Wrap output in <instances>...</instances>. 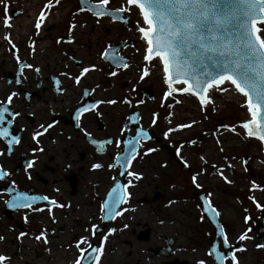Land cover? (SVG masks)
I'll return each mask as SVG.
<instances>
[{"label":"flooded vegetation","instance_id":"af4514ba","mask_svg":"<svg viewBox=\"0 0 264 264\" xmlns=\"http://www.w3.org/2000/svg\"><path fill=\"white\" fill-rule=\"evenodd\" d=\"M12 13L18 12L12 10ZM22 28L21 23L20 27L7 30L16 46L13 49L4 40L6 30L0 21V103L8 94L16 92L8 107L12 112L20 113L11 125H5L19 142L12 145L9 152L7 141L0 140V169L9 173L0 179V236L4 237L0 241V253L10 258L11 264H72L79 254L75 244L80 237H87L93 246H98L111 228L116 231L107 235L100 264H196L198 260L216 264L214 257L209 255L211 247L216 245L220 251H229L223 247L220 229L224 227L219 215L215 216L217 226H213L200 207L199 197L194 194L190 197L196 201L199 214L207 225L189 231L185 222L177 224L173 218V205L175 202L186 205L188 200L185 199L190 197L176 195L179 191L173 192L176 189L171 187L170 181H162L157 186L154 183L157 178L153 173L155 167L148 166V158L139 159L141 144L146 141L154 143L166 155H169L168 146L176 151L177 148L163 142L161 135L151 134L145 126L148 120L137 99L146 96L145 86L134 82V77L140 73L131 66L129 58L117 53L130 65L127 69L117 68L102 56L109 44L96 52L90 43L76 41L77 37L83 36L80 33L84 30H72V42L66 43L69 30L37 35ZM58 39L62 42L57 43ZM30 43H33L31 49ZM16 55L33 68L21 70ZM90 65L96 68L81 78L79 85L61 75L77 76ZM36 68L39 73L34 71ZM111 72L116 75H110ZM17 80L20 83H16ZM55 80L60 81L59 85ZM126 98L129 103L123 102ZM109 99L117 103H101L97 110L90 109L77 119L78 108ZM48 124L52 127L38 137L37 144L32 140L33 133L40 125ZM137 128L146 131L149 139L141 138L137 157L131 165L121 167L123 157L127 155L123 141L134 137ZM109 139L113 143L103 145V151H97L98 145L91 142ZM117 140L121 141L119 146L115 143ZM37 148L42 151H33ZM117 156L121 158L120 163ZM29 160L34 161L31 168L27 167ZM94 163L102 167L93 169ZM110 164L113 165L111 168ZM128 171L139 173L141 179L132 180ZM150 177L152 180L148 182ZM129 181L132 186L126 189L130 193L127 202L118 206L126 210L115 219H102L108 213L106 208L101 211V205L108 199L110 190L117 184L128 185ZM9 188L14 191L9 193ZM15 192L48 196L67 207H53L51 217L47 212V201H37L33 205L44 209L40 212L11 209L5 201ZM93 224L97 225L95 229L91 227ZM41 231L46 233L47 245L34 239ZM20 232L26 235L18 240ZM229 243L233 251L242 247L238 239H229ZM83 247L87 248V245ZM236 254L239 264H264L263 258L244 261L241 252Z\"/></svg>","mask_w":264,"mask_h":264},{"label":"snow or ice","instance_id":"6c2138e0","mask_svg":"<svg viewBox=\"0 0 264 264\" xmlns=\"http://www.w3.org/2000/svg\"><path fill=\"white\" fill-rule=\"evenodd\" d=\"M10 2L11 0H0V5L3 7L2 24L5 31L4 40L13 49L16 46L10 39L8 29L12 28L10 17ZM89 0H81V3H88ZM59 0H47L43 8L39 11L35 19L34 28L36 34L39 35L42 25L46 23L48 10L58 4ZM110 0H98L97 3H89L88 12L96 17L97 23L101 17H111L114 21L117 19L127 22L124 13L135 11L137 13L136 32L139 34V39L143 42V61L155 62L157 71L162 76L163 84L167 90L164 92L165 97L173 96L174 93L187 94L195 97L199 101L201 111L211 104L212 92L227 93L234 91L242 100L241 107L246 109L248 118L240 122L239 127L244 130L246 138H255L262 147H264V0H123V3L115 9H109ZM85 9H80L84 11ZM77 25H69V39L66 43L72 42L71 32ZM60 39L57 43H61ZM34 43V42H33ZM33 43H30L29 48H33ZM109 45L102 56L106 60H111L117 68L127 69L130 65L123 57L109 56L111 49ZM34 50V49H33ZM16 62L21 70L32 69L33 65L25 63L16 55ZM79 63V62H77ZM95 65L84 67L80 70L79 75L71 76L68 73L61 75L73 80L75 84L81 83V78L87 73L94 70ZM39 73V69H34ZM140 79L143 80L150 75V69L146 66L139 69ZM110 75L115 76L116 72H111ZM16 83H20L19 80ZM60 81L55 80V84L59 85ZM228 87H224V85ZM87 91L85 95H87ZM17 95L16 92L8 94L6 100L0 103V140H6L9 145L8 151L11 152L12 145L19 142V138L15 135H10L8 127L11 125L15 117L20 113L12 112L8 107L13 98ZM124 103H129L126 98ZM106 103L109 105L116 104V100L109 99L107 101H96L91 105H85L76 110L77 119L81 114L91 110H97V105ZM143 103V101H140ZM179 103V101H177ZM171 107V105H168ZM215 110V109H213ZM97 114H99L97 112ZM171 115V113H169ZM11 116L12 119H8ZM156 114H153L152 123L156 124ZM196 121L189 124L177 125L176 129L169 128L164 133L168 136L169 133L189 128ZM52 125H40L39 130L32 135V140L39 143L38 137L43 135ZM222 127L230 132H236V126L222 125ZM239 134V133H237ZM142 139H149V134L141 128H137L135 136L129 140H124V150L127 153L123 157V163L131 165L132 161L137 157V148ZM98 145L97 151H103V145L113 143L112 140L91 141ZM117 146L121 144L120 140L115 141ZM190 144H195V141H189ZM217 143H220L217 140ZM33 151H42V149H34ZM154 151L147 149L145 154ZM179 152V149H177ZM223 151V149H221ZM200 159L203 161L204 157ZM118 163L121 158L116 157ZM246 163V161L244 162ZM34 164L33 160L27 162V167L31 168ZM113 165H109L111 168ZM185 166L187 164L185 163ZM93 169L102 167L99 163H94L91 166ZM231 168V165H228ZM226 183H231L223 171L219 173ZM9 173L0 169V179L7 177ZM127 175L132 180H140L139 173L128 171ZM192 183L196 187L198 184L197 175H193ZM132 186V181L128 185H115L108 193V199L101 205V211L107 209V215L102 219H115L120 216L126 209H121L118 206L127 202L130 195L126 191ZM258 187L254 182L251 185L252 189ZM9 193L14 191V188L8 189ZM258 209L264 208L258 203L254 197H249ZM47 201V212L51 217L53 215V207H67L61 205L54 199L48 196H29L25 193L15 192L14 195L5 201L7 207L11 209L27 208L34 212L44 211L43 208L33 207L37 201ZM207 205L206 211L218 216L219 212L212 206L210 200H204ZM249 220L248 216L244 217V221ZM27 221V216H25ZM92 229L97 225L93 224ZM127 227V225H125ZM116 229H109L108 234L103 237L98 246H93L87 237H80L75 244L78 255L73 260L72 264H100L105 240L107 235H110ZM95 233L93 232V235ZM26 233L20 232L17 236L19 240ZM223 247L229 249L227 253L217 249L216 245L211 247L209 255L214 257L216 264H239V259L236 253L245 251L243 247L232 250V245L224 232L220 229ZM4 239L0 236V241ZM36 241H41L45 245L48 244L46 233L41 231L34 237ZM239 241L251 239L247 235V231L241 232L237 237ZM87 245V248L83 247ZM258 249H264V244H257ZM0 264H11L10 258L3 253H0ZM196 264H205L204 260H198Z\"/></svg>","mask_w":264,"mask_h":264},{"label":"rangeland","instance_id":"374dc122","mask_svg":"<svg viewBox=\"0 0 264 264\" xmlns=\"http://www.w3.org/2000/svg\"><path fill=\"white\" fill-rule=\"evenodd\" d=\"M90 1L94 3L98 2V0ZM46 2L47 0H17L14 3L15 7H12L13 5L10 6V14L12 15V10H17L18 15L22 14L24 9L22 11L19 10V8L28 4L37 5L38 9L37 7L36 9L40 11ZM59 3H67L68 12L59 16L55 24H47L43 30H40V33H45L47 31L66 32V30L69 29V25H81L82 21L85 22L88 20L90 21V25H88L87 28L84 26L77 28L78 30H84L83 33H85L83 36L76 38L77 42L82 40L90 43L92 45L91 49L99 52V48L106 44L112 46L120 42L132 41L133 44L119 48L117 53L129 58V63L132 64L131 66L135 67L138 71L146 66L150 69V75L146 76L143 80L140 79V74L133 79L137 85L148 87L152 92V98H148L147 96H139L137 98L138 102L143 101V107H140V109L141 112L143 111V113H145V119L148 120L145 126L149 128L151 134L157 133L161 135L163 142L173 144L174 147L179 149L177 154L180 155L179 157L184 165L185 163L187 164L186 168L182 169L177 162L169 157V155H166L165 152L159 150L154 143L150 141L142 143L141 146H143V148L139 153V159L143 160L148 158V166L155 167L153 173L157 178H155L154 183H157V186H159L162 181H170L171 187L176 189L173 192L176 193L179 191L180 193L178 192L176 195L181 194L185 197H190L195 193H203L219 212V219L221 220L222 227H224L227 237L229 239H237V236L234 237L236 235V228L239 225L247 227V235L250 236L251 239L246 241L249 242L248 247L255 253L254 257L249 260L254 261L256 258H263L264 260V249H258L256 247L257 244H260V235L264 233V230L259 229L256 224L260 216L264 214V208L258 209L253 203V200L249 199V197H252V192L255 190H258V194L264 197V149L255 138H246L244 130L239 127L240 122L244 121L243 119L246 118V109L232 99L223 97V93L220 92H213L211 94L213 102L209 104L208 107H205L203 111H201L199 104L194 106L196 108L194 110L192 106L189 105L190 102L181 98L186 94H173V98L170 100L161 98L165 92V85L163 84L159 71L156 69L155 62L146 63L143 61V42L137 36L135 25H137L138 16L135 11L123 14L128 18L127 24L122 20L114 21L111 17L107 16L109 22H104V17H101L100 22L97 23L96 17H94L91 12L86 10L80 11L81 8L78 4V0H59ZM121 3H123V0H110L107 7L109 9H115L119 7ZM11 4L10 2V5ZM51 10H53V8L48 10V12ZM80 14L85 18L83 17L82 20L79 19ZM2 16L3 7L0 5V21H2ZM34 18L36 19V17ZM92 21H94V23L91 24ZM31 32H36L34 26ZM129 78L131 79V76ZM130 82L131 85H133V82ZM224 87H228V85L226 84ZM219 98L223 99V101L216 106L214 102ZM177 101H179V103H177ZM191 102L194 103L195 101L193 102V100H191ZM168 105H171V107ZM183 109L192 112L195 111L196 115H198L196 123L192 124L194 128L188 130L186 128L179 129L165 136L164 133L167 132L169 128L175 129L177 125L189 124L192 122L189 116L186 115L187 113L184 114L185 112L182 111ZM154 113L156 114V124L152 123ZM169 113H171V115H169ZM222 125L236 126V132H230L224 129ZM220 129L225 132L226 139L228 136L230 139L233 137L231 145L230 143H228V146L224 145V143H217L214 136L216 137V132ZM200 139H202V141L199 143ZM189 141H195V144L200 145V148L197 149L194 144H190ZM146 147H150L154 149V151L145 154L144 149ZM221 149H223V151H221ZM201 156L204 157L203 161L200 159ZM245 161L246 163H244ZM255 163H261V168L259 169ZM159 165L163 166L162 169L157 168ZM228 165H231V168H229ZM221 170L231 183H226L221 175L218 174ZM193 175H197L200 187L193 186L191 180ZM148 180V182H151L152 178L150 177ZM212 180H217L219 182L210 185L209 182ZM201 181L205 182L202 183ZM253 182L258 185L256 189L251 188ZM151 185L152 183H149V186ZM185 200H188V203L184 206L183 216L187 218L185 222L187 229L190 231L193 227L197 228L207 225L205 219L199 214L196 201L191 197ZM228 200L230 201L231 207L226 204ZM262 206H264V204H262ZM226 211L234 219L235 217L238 218L239 225H234L233 220L226 217ZM245 216L249 217L247 222L244 221ZM238 242L242 244L243 241L238 240ZM241 254V258L246 261L247 259L244 258L246 255L245 251H242ZM244 264L246 263L244 262Z\"/></svg>","mask_w":264,"mask_h":264},{"label":"bare ground","instance_id":"6f19581e","mask_svg":"<svg viewBox=\"0 0 264 264\" xmlns=\"http://www.w3.org/2000/svg\"><path fill=\"white\" fill-rule=\"evenodd\" d=\"M15 1H17V0H12L11 1V5L10 6H12V7H15ZM21 2V1H20ZM17 4V3H16ZM36 7H37V5H35V4H28V5H23V6H21L20 8H19V10H22L23 11V9H24V11H23V13L22 14H20V15H11L10 14V17H11V23H12V27H13V29H14V27L16 26V27H20L21 26V23H22V29L21 30H25L26 32H30L32 29L31 28H33V22H32V20H33V18L34 17H37L38 16V14H39V10H37L38 9V7H37V9H36ZM114 7H116V6H114ZM66 12H68V6H67V3H65V4H62V3H58V4H55L54 5V7H53V10H51L50 12H49V14H48V16L46 17V23L44 24V25H42V30H43V28L45 27V26H47V24H49V25H52V24H55V22L58 20V18H59V16H61V15H63L64 13H66ZM83 15L82 14H80L79 15V19H83ZM85 18V17H84ZM32 19V20H31ZM104 19V22H109V19H107V17H104L103 18ZM102 19V20H103ZM95 21V20H94ZM94 21H92L91 22V24L92 23H94ZM111 21V20H110ZM88 25H90V21H85V22H83L82 21V24L81 25H79V24H77V26L74 28L75 30L77 29V28H81V27H88ZM135 28H136V25H135ZM13 32V31H12ZM15 32V31H14ZM80 34H85V33H80ZM137 36H138V38H139V34L137 33ZM143 48H144V45H143ZM142 48V49H143ZM161 75V74H160ZM162 77V76H161ZM167 90V87H166V85H165V90L164 91H166ZM213 93V92H212ZM175 95L176 94H181V93H174ZM183 95V94H182ZM223 95V97H227L228 99H232L233 101H235V102H237L238 104H240L241 105V103H242V100H241V98L239 97V95L238 94H236L234 91H230V92H227V93H223L222 94ZM161 98H163V99H165V100H170L171 98H173V96H170V97H165L164 96V94L162 95V97ZM183 100H185V101H188V102H190L189 103V105H191L192 106V108L195 110L196 108L194 107V106H196L197 104H199V101L198 100H196L195 99V97H192V96H190V95H185V96H183V97H181ZM180 98V99H181ZM191 100H193V102L194 103H192L191 102ZM223 101V99H216V101L214 102L215 103V105L216 106H218L219 105V103L220 102H222ZM195 104V105H194ZM186 106V105H185ZM209 105H207L206 107H208ZM183 108V107H182ZM182 111H184L185 113L184 114H186V115H188L189 116V118L191 119V121H196V118H197V116L198 115H196V112L195 111H187V109H183ZM178 113H179V111H178ZM187 116V117H188ZM191 116V117H190ZM176 117V116H175ZM174 117V118H175ZM245 119H247L248 118V116L247 115H245ZM174 118H173V120H174ZM176 119H177V117H176ZM245 119H243V120H245ZM194 128V125H192L191 127H189V128H186L187 130L188 129H193ZM176 129V128H175ZM186 131V130H185ZM212 136V135H211ZM213 138V137H212ZM214 138H215V140H219L220 141V144L221 143H224V145H226V146H228L229 144L228 143H230V145H231V143H232V138L233 137H231V139L229 138V136L227 137V139H226V134H225V132L224 131H222L221 129L220 130H218L217 132H216V137L214 136ZM214 138H213V140H214ZM226 139V140H225ZM202 141V139H200L199 140V143ZM194 146L197 148V149H199L200 148V145H198V144H194ZM263 161H264V155H263ZM255 165H257V167L260 169L261 168V163H255ZM160 167H161V169H162V167L163 166H161V165H159ZM202 183H204L205 181H201ZM219 181H217V180H212V181H210L209 182V184L210 185H212V183L213 184H215V183H218ZM198 184L200 185V182H199V180H198ZM194 187H196L195 185H193ZM252 197H254L255 198V200L258 202V203H260L261 205L262 204H264V197H262V195L261 194H258V190H255V191H253L252 192ZM226 204H227V206H230V201L228 200L227 202H226ZM184 206H185V204L183 203V202H175V204L173 205V207H174V219H175V222L177 223V224H181L182 222H186L187 221V218L186 217H183L182 216V213H183V210H184ZM231 207V206H230ZM179 211V212H178ZM178 212V213H177ZM177 213V214H176ZM226 217L228 218V219H232L233 220V224L235 225H239V220H238V218L237 217H235V219L232 217V216H230L228 213H227V211H226ZM234 227V226H233ZM235 228V227H234ZM245 231H247L248 232V230H247V227H245V226H241V225H239L237 228H236V235L234 236V237H238L239 236V234L241 233V232H245ZM236 240V239H235ZM249 242L248 241H243L242 242V247L243 248H245L246 250H245V253H246V255H245V259H247V260H249V259H252V257H254V255H255V253L253 252V250L251 249V248H249L248 247V244ZM246 260V261H247Z\"/></svg>","mask_w":264,"mask_h":264},{"label":"water","instance_id":"95a60500","mask_svg":"<svg viewBox=\"0 0 264 264\" xmlns=\"http://www.w3.org/2000/svg\"><path fill=\"white\" fill-rule=\"evenodd\" d=\"M89 3L91 4H95L92 3L91 1H89L88 3H81V0H79V4L82 8L87 9L89 7ZM127 23V22H126ZM125 43H120L119 45H116L114 47H111L108 55L112 56L115 55V50H117L119 47H121L122 45H124ZM116 56V55H115ZM144 91L147 93L148 96H151V92H149L148 88H144ZM136 122V117L133 120V123L135 124ZM169 155H171L174 159H176V161L178 162L179 165H181L182 169H185L186 166L178 159V155L176 154V152L174 150H170L169 149ZM199 199L201 202V207L202 210L205 212L206 216L208 217L209 221L212 223L213 226H217V219L216 217L213 215V213L207 212L205 209L207 207V205L204 204V200L205 198L203 196L199 195ZM257 226H259L261 229L264 230V215L263 217H261L258 221H257ZM262 238V242L264 244V235H261Z\"/></svg>","mask_w":264,"mask_h":264}]
</instances>
